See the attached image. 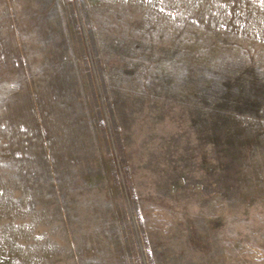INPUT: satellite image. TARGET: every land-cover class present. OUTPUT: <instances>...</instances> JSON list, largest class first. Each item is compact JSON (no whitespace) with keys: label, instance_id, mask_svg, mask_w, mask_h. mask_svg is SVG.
Listing matches in <instances>:
<instances>
[{"label":"rangeland","instance_id":"rangeland-1","mask_svg":"<svg viewBox=\"0 0 264 264\" xmlns=\"http://www.w3.org/2000/svg\"><path fill=\"white\" fill-rule=\"evenodd\" d=\"M0 264H264V0H0Z\"/></svg>","mask_w":264,"mask_h":264}]
</instances>
